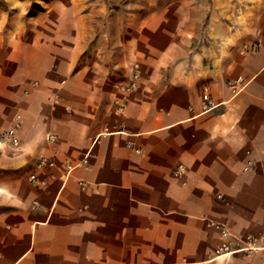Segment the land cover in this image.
<instances>
[{
  "label": "crops",
  "instance_id": "crops-1",
  "mask_svg": "<svg viewBox=\"0 0 264 264\" xmlns=\"http://www.w3.org/2000/svg\"><path fill=\"white\" fill-rule=\"evenodd\" d=\"M205 12L139 22L132 90L0 39V264H264L220 250L221 228L264 246V0Z\"/></svg>",
  "mask_w": 264,
  "mask_h": 264
},
{
  "label": "rangeland",
  "instance_id": "rangeland-1",
  "mask_svg": "<svg viewBox=\"0 0 264 264\" xmlns=\"http://www.w3.org/2000/svg\"><path fill=\"white\" fill-rule=\"evenodd\" d=\"M222 1L0 0V39L51 38L48 48L54 54L68 43L69 53L81 55L84 69L119 77L133 71L135 64L142 68L145 47L135 39L140 21L149 17L151 22L166 11L196 8L197 19L207 23L210 14L206 7L221 5Z\"/></svg>",
  "mask_w": 264,
  "mask_h": 264
},
{
  "label": "built area",
  "instance_id": "built-area-1",
  "mask_svg": "<svg viewBox=\"0 0 264 264\" xmlns=\"http://www.w3.org/2000/svg\"><path fill=\"white\" fill-rule=\"evenodd\" d=\"M141 71L142 70L140 66L138 64H135L134 69L131 74V79L127 84L122 85L123 89L132 90V89L137 88L139 86V83L142 77ZM47 137H48V140L52 142H55L57 140V137L52 134H49ZM14 143L17 144L16 139H14ZM44 164H45L44 160L40 161L39 163L40 166H43ZM183 170H184V167L180 165L178 167V172L180 173ZM32 179H36V176L32 175ZM221 233L223 237L226 239L220 247V250L222 251L230 252L233 249L241 250V251H252V250H258V249L264 248L263 245H259V239L256 237L247 236L245 239H239L238 237H234L232 233L226 228H221ZM240 245H244V246H240Z\"/></svg>",
  "mask_w": 264,
  "mask_h": 264
}]
</instances>
